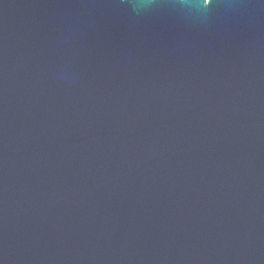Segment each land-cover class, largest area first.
Returning <instances> with one entry per match:
<instances>
[{
    "label": "water",
    "instance_id": "1",
    "mask_svg": "<svg viewBox=\"0 0 264 264\" xmlns=\"http://www.w3.org/2000/svg\"><path fill=\"white\" fill-rule=\"evenodd\" d=\"M0 264H264V0H0Z\"/></svg>",
    "mask_w": 264,
    "mask_h": 264
}]
</instances>
